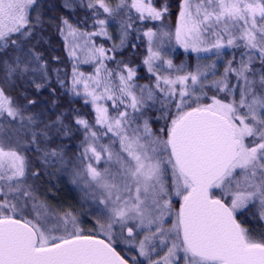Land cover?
Wrapping results in <instances>:
<instances>
[{"label":"snow or ice","instance_id":"obj_1","mask_svg":"<svg viewBox=\"0 0 264 264\" xmlns=\"http://www.w3.org/2000/svg\"><path fill=\"white\" fill-rule=\"evenodd\" d=\"M81 5L91 11L95 31L81 27L87 18L73 24L41 11L32 16L39 0H0V264H264V234L254 237L237 220L250 202L264 205V0H180L174 32L162 30L168 0H64L69 11ZM149 21L161 28L143 30ZM110 24L119 25L120 43L97 46L94 37L112 39ZM47 27L76 61L68 82L52 66L60 58L44 49ZM132 32L146 38L142 63L154 84H138L133 62L116 59ZM173 38L186 50L217 57L225 47L245 51L209 81L215 63L185 71L164 59L163 44ZM78 52L86 54L83 63H95L93 73L79 70ZM53 78L92 106V120L75 108L52 119L43 107L32 111L39 101L27 92L16 99L6 90L22 82L55 95ZM205 88L225 98L213 95L201 104ZM150 102H159L170 121L155 132L148 119L138 123ZM74 132L83 133L82 151L69 158L62 141ZM104 137L118 141L120 151L101 144ZM23 150L36 153L38 170ZM102 160L114 170L94 166ZM57 165V172L83 175L99 191L92 197L105 219L98 229L81 228L74 211L58 213L40 198L36 181L54 175ZM114 245L126 246L125 255ZM163 249L165 255L153 259Z\"/></svg>","mask_w":264,"mask_h":264},{"label":"trees","instance_id":"obj_2","mask_svg":"<svg viewBox=\"0 0 264 264\" xmlns=\"http://www.w3.org/2000/svg\"><path fill=\"white\" fill-rule=\"evenodd\" d=\"M111 4H116L119 0H109ZM41 5L40 8L32 11V16L37 14V11H41L44 14L46 19L52 17L65 16L68 17L73 24L77 23V20L84 21L86 18V23L81 25L83 30L86 31H95L96 29L91 27V11L86 7L78 6L74 7V10L69 11L64 8V0H39ZM170 5V14L165 18L163 28L173 32L177 22V14L179 12L180 0H168ZM103 18V17H100ZM137 25H134L136 27ZM151 27L154 30L161 28V23L159 21H149L144 25V29ZM109 35L112 37L111 40L108 38L103 39L94 37L95 41H102L103 47L106 49H112L113 44L120 43V34H119V25L110 24L109 25ZM140 35L139 40L136 39V36ZM47 43L44 45V49L48 52H51V55L57 56L60 58L59 63H55L52 66L61 69V78H64L66 82L71 80L72 66L76 61L68 57L66 43L60 34L53 28L47 27L45 32ZM128 46L122 49H117L115 51L116 59H123L125 62H133L131 66L136 68L137 78L136 82L140 85H151L154 84V75L149 73L147 67L143 65L142 61L147 55V42L146 38L142 36V33L132 32L128 40ZM132 44H135V49L131 47ZM241 49V48H238ZM235 47H225L222 49L223 56H226V59H232L236 56L237 51ZM215 50H213L214 52ZM239 52V51H238ZM204 54L202 57L196 55V52L190 51L185 52L182 48L177 47L176 50H168L169 58H171L176 65L183 66H192L196 62H199L200 59H205L210 53L200 52ZM234 53V54H233ZM110 55L112 53H109ZM213 54V53H211ZM199 57H201L199 59ZM81 63L79 64V70L85 74H90L94 71L95 63H83L82 57H80ZM108 68H115V62L106 61ZM258 66V63H257ZM67 73V76L64 77L63 73ZM54 75V74H53ZM51 88L55 89L56 94L52 95L50 90L45 88L42 89L39 93L35 91L34 86L27 85L22 82H17L14 87L6 89L10 95L14 98L19 99L22 93L27 92L29 99H37L39 103L36 105L32 111H39L41 107L49 110V116L52 119H55V115L59 114L61 111H66L68 109H79L82 113L86 114L89 120H92L94 117V111L90 104L86 105L82 97H76L71 95L70 92H67L65 89H62L53 78L51 82ZM53 101H55L56 106L53 107ZM152 107L144 111V115L138 120V122H143L144 119H148L151 128L153 131H157L162 127H166L170 121L163 119L164 111L162 110L161 104L159 102H150ZM111 114H115L113 109L110 110ZM174 112V109H173ZM110 137V136H109ZM107 137H104L105 140ZM83 139L82 132H74L72 138H64L63 143L67 145L66 152L69 158H74L79 155L82 151L80 146V141ZM24 154L32 161L34 164L33 170H38L40 168L39 161L35 160L36 153L34 151L23 150ZM57 165L55 168L50 169L54 172V175L42 174L38 181H36L39 186L40 198L51 208H55L58 213H63L65 211H74L75 215L83 224L84 229L90 230L89 225L93 222V219H102V216L97 213L95 210H91L89 206L84 203L83 194L80 193L76 188L75 180L80 176H77L74 171L71 170H60L57 172ZM81 178V177H80ZM32 182L31 180L29 181ZM179 199L173 202L175 209L179 208ZM252 211L248 208L244 215H238V220L241 224H245L251 234L254 237H260L264 234V229L260 220L257 219L256 215L249 214ZM31 218V217H29ZM85 234H91L87 232ZM117 251L123 255V252L120 247H117Z\"/></svg>","mask_w":264,"mask_h":264},{"label":"rangeland","instance_id":"obj_3","mask_svg":"<svg viewBox=\"0 0 264 264\" xmlns=\"http://www.w3.org/2000/svg\"><path fill=\"white\" fill-rule=\"evenodd\" d=\"M146 29H144V30H146ZM162 30L163 31H169V30H167V28H162ZM174 31H175V28L173 29V32ZM100 38L106 39L107 37H100ZM207 38L208 37H206V39ZM101 42L102 41H100V42L99 41H95V43H96L97 46H101V45L103 46V44ZM177 47L182 48L185 52L192 51L191 49L186 50L183 46L177 44L175 42V39L174 38L171 41L165 40V42L163 44V57H164V59H171V58H169L168 50H176ZM235 50L236 51L237 50L239 51V52L237 51V53H236V56H238L237 57V60H238L240 58V53L242 51H245V49H243V48H241V49L235 48ZM193 52H195V51H193ZM221 53H222V51H221ZM204 54H201V53H197L196 52V55H200V56L202 55L203 56ZM78 55H79V57H82V60H85V58H86V54L85 53L78 52ZM201 57H199V59ZM229 60H232V59H229ZM229 60H227L226 59V56H223V54H221L220 57H217L216 55L210 53L207 57H205V59H200L199 62H196L192 66H184V70L185 71H195V69H196V67H197L198 64L201 66L202 70H206L209 65L215 63V65H216V67H215V75L213 76L211 73H209V75H208V80L211 81L213 79H218L223 74L224 67L226 66V64H227V62ZM92 63H94V62H92ZM173 64L176 65V62L173 61ZM176 66L179 67V65H176ZM158 71H160V73L162 75H169L170 74V75L175 76V75H182L183 74L182 72H173L171 70L164 71L163 69H158ZM153 82L155 83V78H154V81ZM204 91L207 92V96H204V97L201 98V100H200V103L201 104L211 103L210 97L213 96V95H216L220 99H224L225 98V94L224 93H217L214 89L205 88ZM192 106L195 107L196 105L193 104ZM108 107H109V111H110L112 109L111 102H108ZM110 114H111V112H110ZM138 123L142 124L143 122L142 123L141 122H138ZM109 136H111V134H109ZM100 143L101 144H110L111 143L112 150L114 152H119L120 151L119 142L118 141H115L113 143L112 141H110L109 137H107L105 140L102 139L100 141ZM94 166H96L99 170H103L104 168H110V169L114 170V166L113 165L106 164L103 160L98 165H94ZM169 175H170V173H169ZM80 177L77 178V181L76 180L74 181L76 183V188H77V190L80 193L82 192V194L84 195L83 196L84 203L87 206H89V208L91 210H95V207H94L95 201L92 198L93 197V193L95 195H100V193H99V191L94 190L93 188L89 187V185L87 184L86 179H85L84 176H80ZM166 182L170 184L171 183V180L170 179H167ZM177 199H179V198L178 197L173 198V202L175 200H177ZM248 208H250L252 210V211L249 212V214L256 215L257 216V219L260 220V222L262 224V227L264 229V205H261V203L258 200L257 201H254V202H250L244 209L240 210V212L237 214V216L240 215V214L244 215L243 212H245ZM173 219H174V217H171L166 222V225L165 226L166 227H170L171 226V221ZM92 221L93 222L91 223V225H89L90 230H92V229H98L99 225L97 224V221H99L100 224H104L105 223L104 217H102V219H98V218L97 219H93ZM242 225L245 228H248L245 224H242ZM79 226L84 229L83 224H81V222L79 223ZM100 238H103V235L102 234L100 235ZM142 238H143V235H141L140 237H138V239H142ZM256 238H259V237H256ZM114 246L120 247L121 250H122V252H123V255H125L126 246H124V245H114ZM166 251H167V249L159 250V256L153 255V259H159L161 256H164L165 253H166ZM132 255L133 256H136V252L133 251L132 252ZM140 259H143V258H140ZM130 264H131V261H130ZM179 264H185V261L183 259H181L180 262H179Z\"/></svg>","mask_w":264,"mask_h":264},{"label":"flooded vegetation","instance_id":"obj_4","mask_svg":"<svg viewBox=\"0 0 264 264\" xmlns=\"http://www.w3.org/2000/svg\"><path fill=\"white\" fill-rule=\"evenodd\" d=\"M237 220H238V216H237ZM239 221V220H238Z\"/></svg>","mask_w":264,"mask_h":264}]
</instances>
